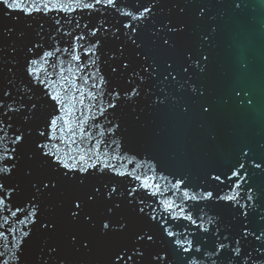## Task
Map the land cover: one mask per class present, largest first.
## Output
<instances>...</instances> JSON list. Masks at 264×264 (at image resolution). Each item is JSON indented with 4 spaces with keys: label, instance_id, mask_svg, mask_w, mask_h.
Here are the masks:
<instances>
[{
    "label": "snow or ice",
    "instance_id": "1",
    "mask_svg": "<svg viewBox=\"0 0 264 264\" xmlns=\"http://www.w3.org/2000/svg\"><path fill=\"white\" fill-rule=\"evenodd\" d=\"M243 2L231 0L236 8ZM158 4L159 0H0L6 18L38 17L35 27L26 23L19 31L16 24L3 29L22 40L32 30L35 38L22 47L14 42L7 53L0 47V264H68L59 244L49 246L59 231V221L49 215V201L57 196L63 197L57 205L67 222L79 229L70 234L69 245L76 252L102 249V264H174L175 257L181 264H264V191L253 182L257 170L264 173V158L257 157L251 145L240 147L228 172L209 173L203 185L194 186L199 195L189 196L187 190L181 194L183 200L234 210L236 226L203 209L194 219L174 200L146 204L139 196L141 189L152 190L155 197L165 194L164 187L175 193L188 186L183 174L172 173L175 179L170 182L162 175L165 169L157 173L154 157L135 163L131 171H120L113 163L136 159H128L132 149L122 152L120 141L133 140L125 116L135 115L140 122L141 100L155 109L171 99L189 114L192 106L181 104L183 97L174 94L175 87L195 97L200 114L215 110L206 99L207 88L199 83L208 70L203 48L210 46V32L200 33L199 46L182 48L179 67L170 59L162 69L151 53L136 52V60L128 51L133 45L143 46L141 31L150 22L154 45L161 50H177L187 40L190 29L182 20L157 23ZM73 14L95 22L82 24ZM209 16L207 6L201 7L198 18ZM40 20L51 21V27L46 29ZM113 41L123 42L106 54L105 45ZM97 49L107 56L102 62L111 67L109 79L97 64ZM232 91L238 107H254V97L246 89ZM145 163V173H138ZM221 176L228 181V191L222 195L221 190H207L208 183L221 182ZM157 205L166 216L158 214ZM180 219H187L196 233L188 228L174 231L170 221ZM40 234L46 235L37 252L33 242Z\"/></svg>",
    "mask_w": 264,
    "mask_h": 264
},
{
    "label": "water",
    "instance_id": "2",
    "mask_svg": "<svg viewBox=\"0 0 264 264\" xmlns=\"http://www.w3.org/2000/svg\"><path fill=\"white\" fill-rule=\"evenodd\" d=\"M205 5L209 18H198L200 8ZM157 7L159 9L156 14L157 23L171 19L174 22L182 20L188 24L190 31L187 40L182 42L177 50H161L154 45L150 22L149 26L141 31L140 38L144 42L143 46L137 49L133 45L128 51L136 60L140 59L135 56L136 52L142 55L151 53L157 58L162 69L167 67V61L170 59H175L176 66L179 67L182 63V48L199 46L200 33L210 32V46L205 45L203 48L204 54L209 57L208 70L199 77V83L207 88L206 99L214 105L215 110L211 115L200 114L199 102H196L195 97L188 92L177 91L175 87L172 89L174 94L183 97L181 104L188 103L192 106L189 114L183 113L180 106L173 103L171 99L168 104L155 109L146 100H141L137 108L140 122H136L135 115L125 116V121L133 133V140H128L126 143L125 139L121 138L120 141L122 152L132 149L128 153V159L133 156L136 159L133 163L125 161L123 165L119 161H113V163L117 164L120 171H131L135 163L154 157L159 162L156 166L157 173H160L161 168L165 169L162 175L170 182H174L175 179L172 173L183 174L188 177L186 180L188 186H181L175 190V193L164 187L162 190L165 194L155 197L150 194L152 190L141 189L139 196L145 200L146 204H154L165 199L174 200L177 204H182L186 209L185 214H191L194 219L203 209L208 215L221 217L224 224L236 226L238 221L233 219L234 210L225 208L221 204H209L204 200H183L181 194L187 190L189 196L199 195L200 189L194 186L203 185L209 173L220 175L228 172L236 162L239 149L243 144L251 145L256 156L264 158V0H244L239 8L234 7L231 0H159ZM180 8L184 9L183 13L180 12ZM16 15L19 14L13 13V17ZM73 15L76 19H81L79 15ZM37 20L38 17L34 16L26 21V18L21 15L17 21L4 17L0 12V47L5 48V53L14 42L18 47H22L27 40L35 37L32 30H29L28 37L22 40L16 33L9 36L3 29L16 24L19 31L26 23L35 27ZM39 22L45 23L46 29L51 27V21L40 20ZM85 22L94 23L95 18L90 21L85 15L81 23ZM121 42L123 41L107 43L104 48L105 53H109L111 49L115 50ZM127 43L131 44L130 41ZM47 46L48 44L45 43V47ZM97 56L99 57L97 64L101 72L105 74V79H109L111 67L102 62L107 59V56H101L99 49H97ZM234 88L246 89L251 93L254 97V107H238L233 96ZM204 99L201 98V101ZM225 100H229V103H225ZM146 168L145 163L144 167L137 169V172L145 173ZM146 174L153 175L151 172ZM117 179L124 180L123 177H117ZM151 182L150 180L149 183ZM156 182L165 185V180L158 179ZM253 182L264 191V173L257 170L253 176ZM227 184L228 181L221 176V182H209L207 190H212L214 193L216 190H221L223 195L228 191L225 187ZM62 198L57 196L49 201L52 205L49 215L59 221V231L49 240V246L59 244V251L68 264H102L105 255L102 249H94L91 253L76 252L69 245L70 234H76L79 229L78 226L67 222L57 205V200ZM157 212L167 215L160 205H157ZM252 220L259 226L256 216H253ZM170 222L174 231L188 228L189 231L196 233L195 226H191L187 219ZM207 226L205 224V227ZM45 235H38L33 242L37 252L41 249ZM157 241L155 247L159 248L162 242L158 237ZM44 251L47 254V248ZM173 260L174 264H181L179 257Z\"/></svg>",
    "mask_w": 264,
    "mask_h": 264
}]
</instances>
